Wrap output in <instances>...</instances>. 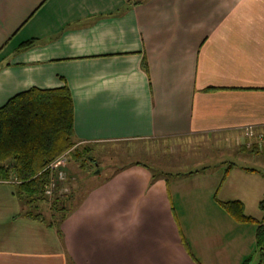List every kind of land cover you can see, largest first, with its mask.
Instances as JSON below:
<instances>
[{"label": "crops", "instance_id": "0c3cea01", "mask_svg": "<svg viewBox=\"0 0 264 264\" xmlns=\"http://www.w3.org/2000/svg\"><path fill=\"white\" fill-rule=\"evenodd\" d=\"M63 85L79 144L230 137L248 158V129L264 134V0H0V106ZM226 181L191 172L170 184L127 163L57 220L25 215L0 178V264H240L255 225L218 205L240 201Z\"/></svg>", "mask_w": 264, "mask_h": 264}, {"label": "trees", "instance_id": "16d2710c", "mask_svg": "<svg viewBox=\"0 0 264 264\" xmlns=\"http://www.w3.org/2000/svg\"><path fill=\"white\" fill-rule=\"evenodd\" d=\"M29 46L31 41L21 43L19 47ZM143 69L146 70L145 63ZM263 138L264 134H253L251 147H246L248 151L264 154V148L257 146V141ZM78 145L73 133V103L66 85L50 89L32 87L14 94L0 106V178L14 181V191L22 202L25 215L40 217L38 203L49 201L43 191L57 171L48 165L70 152L78 158L81 155L76 150ZM81 149L89 148L83 145ZM90 160L94 162L93 158ZM154 175L152 173L151 177ZM63 196V199L55 196L51 200L50 206L54 210L64 208L68 196ZM218 205L234 221L255 225L257 264H260L264 251V199L258 202L262 212L260 219L243 214L238 200L218 201ZM180 240L187 254L196 262L181 236ZM246 261L240 264H246ZM66 264H73L68 256Z\"/></svg>", "mask_w": 264, "mask_h": 264}, {"label": "rangeland", "instance_id": "374dc122", "mask_svg": "<svg viewBox=\"0 0 264 264\" xmlns=\"http://www.w3.org/2000/svg\"><path fill=\"white\" fill-rule=\"evenodd\" d=\"M233 140L236 142L234 138ZM232 143L230 137L216 139L213 136L192 135L181 138L116 142L99 147L86 145L89 149L85 151H80L83 146L80 144L76 150L81 155L79 154L76 158L70 152L62 163L66 169L67 180L61 192L56 191L53 196H46L49 201L38 203V212H41L45 219L50 217L47 215L50 212L58 220L61 214L80 199L89 188L127 163L138 161L146 164L154 173H165L170 184L174 182L175 177L186 178L195 170L204 172L207 177L213 179L218 176L224 178L227 176V181L222 188L226 184L232 185L233 195L244 203L243 214L253 219H260L262 212L258 208V202L264 199V154L249 152L242 144L244 151L249 152L246 154L249 157L235 156L231 152L234 150L231 147ZM219 146L222 149H216ZM90 158H93L94 162ZM232 165L236 168L231 167ZM242 167L252 170L241 171ZM66 194L68 200L64 203V208L54 212L56 210L49 207L51 200L55 196L63 199L65 197L63 195ZM175 211L176 215H180L177 203H175ZM239 223L252 224L251 222ZM183 225L185 224H180L181 227ZM252 247L248 252L250 256L246 264L258 263L256 249L252 250ZM260 264H264V251Z\"/></svg>", "mask_w": 264, "mask_h": 264}, {"label": "built area", "instance_id": "2783aa9c", "mask_svg": "<svg viewBox=\"0 0 264 264\" xmlns=\"http://www.w3.org/2000/svg\"><path fill=\"white\" fill-rule=\"evenodd\" d=\"M248 137L252 138L253 133L251 132V129H248ZM252 145V141H248L245 143V146L247 148H250ZM257 146L263 147L264 148V138L263 139H259L257 141ZM52 164H49L48 167L51 168ZM67 180V175L65 174V172L63 170H57L55 172V175L53 177L50 178L47 186L44 188V195L47 197H51L53 196V194L58 191L61 192L63 184H65L64 182Z\"/></svg>", "mask_w": 264, "mask_h": 264}]
</instances>
